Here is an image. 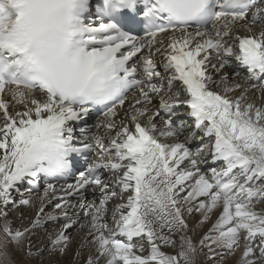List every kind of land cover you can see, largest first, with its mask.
Here are the masks:
<instances>
[{
	"label": "snow or ice",
	"instance_id": "obj_1",
	"mask_svg": "<svg viewBox=\"0 0 264 264\" xmlns=\"http://www.w3.org/2000/svg\"><path fill=\"white\" fill-rule=\"evenodd\" d=\"M253 90L264 101V0H0V264L66 255L76 226L73 264L84 247V264H264ZM93 112L102 136L81 127Z\"/></svg>",
	"mask_w": 264,
	"mask_h": 264
},
{
	"label": "bare ground",
	"instance_id": "obj_2",
	"mask_svg": "<svg viewBox=\"0 0 264 264\" xmlns=\"http://www.w3.org/2000/svg\"><path fill=\"white\" fill-rule=\"evenodd\" d=\"M230 82L232 83L236 82L241 84L244 83L242 78L233 79ZM249 100L254 101L257 105L264 103V101L260 99V94L258 91H255L254 93H249ZM105 143H107V141H105ZM42 194L43 193L41 192L31 197L34 203L37 205V207L39 206L40 203L39 197ZM109 207H111V204L109 205ZM46 211L51 212L52 210H48L47 208ZM20 212H22L24 217L26 218L25 223H27L28 220L33 218L35 215V209L33 208H28V209L21 208ZM12 218L15 220L16 224L19 225V221L16 220L15 214H13ZM81 219H83L82 214H81ZM195 222H196V218L193 217V219L190 220V224H195ZM59 226H60L59 223H57V225L55 226L53 222L51 221L47 222L45 224L44 230L38 232V234L33 237V243L37 246L46 248L48 244L47 234L52 232L54 228H59ZM203 231H206V227L204 229L199 230L198 233L196 234L195 239L197 241L199 240L200 235L203 233ZM70 235L73 237V243L66 255L61 256L59 253L50 254L48 251H45L43 256L38 260L29 259L22 253H16L13 258L16 261V264H73L75 254L78 250H80L83 238L81 234L78 232V226L70 230ZM88 255H89V249L88 247H84L79 259V264H84V261L87 259ZM201 264H203V257H201ZM226 264H234V259L230 258L228 261H226Z\"/></svg>",
	"mask_w": 264,
	"mask_h": 264
}]
</instances>
